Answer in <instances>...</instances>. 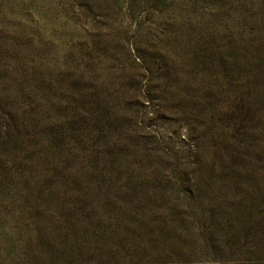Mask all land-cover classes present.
<instances>
[{"label": "rangeland", "instance_id": "rangeland-1", "mask_svg": "<svg viewBox=\"0 0 264 264\" xmlns=\"http://www.w3.org/2000/svg\"><path fill=\"white\" fill-rule=\"evenodd\" d=\"M0 264H264V0H0Z\"/></svg>", "mask_w": 264, "mask_h": 264}]
</instances>
